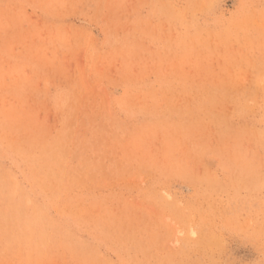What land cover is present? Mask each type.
<instances>
[{"label": "rangeland", "instance_id": "obj_1", "mask_svg": "<svg viewBox=\"0 0 264 264\" xmlns=\"http://www.w3.org/2000/svg\"><path fill=\"white\" fill-rule=\"evenodd\" d=\"M0 264H264V0H0Z\"/></svg>", "mask_w": 264, "mask_h": 264}]
</instances>
